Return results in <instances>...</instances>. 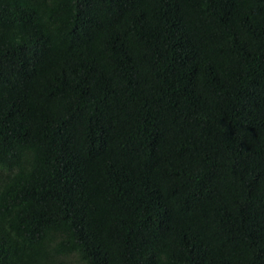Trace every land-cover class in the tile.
Returning <instances> with one entry per match:
<instances>
[{
    "label": "trees",
    "instance_id": "1",
    "mask_svg": "<svg viewBox=\"0 0 264 264\" xmlns=\"http://www.w3.org/2000/svg\"><path fill=\"white\" fill-rule=\"evenodd\" d=\"M0 264H264V0H0Z\"/></svg>",
    "mask_w": 264,
    "mask_h": 264
}]
</instances>
